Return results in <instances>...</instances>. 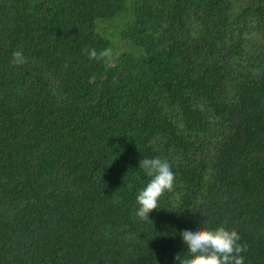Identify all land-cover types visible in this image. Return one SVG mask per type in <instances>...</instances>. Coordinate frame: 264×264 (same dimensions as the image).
<instances>
[{"label": "trees", "instance_id": "1", "mask_svg": "<svg viewBox=\"0 0 264 264\" xmlns=\"http://www.w3.org/2000/svg\"><path fill=\"white\" fill-rule=\"evenodd\" d=\"M219 226L264 264V0H0V264H179Z\"/></svg>", "mask_w": 264, "mask_h": 264}, {"label": "clouds", "instance_id": "2", "mask_svg": "<svg viewBox=\"0 0 264 264\" xmlns=\"http://www.w3.org/2000/svg\"><path fill=\"white\" fill-rule=\"evenodd\" d=\"M85 51L89 59L111 61L114 57L112 48L99 52L94 48ZM12 63L23 64L26 59L20 51H16ZM198 107L203 110V103ZM139 167L151 179L136 197L139 207L135 215L141 220H149L150 212L158 208L160 197L172 190L175 175L169 162L159 157L140 160ZM180 235L187 247L188 257L181 260L177 255L175 259L179 264H244L241 253L247 251V245L239 243L241 237L235 229L224 226L215 229L198 227L195 231L184 230Z\"/></svg>", "mask_w": 264, "mask_h": 264}]
</instances>
